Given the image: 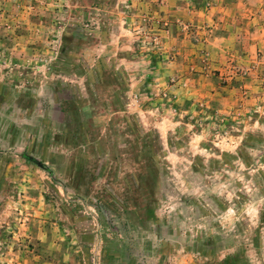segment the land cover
Instances as JSON below:
<instances>
[{"label":"rangeland","instance_id":"obj_1","mask_svg":"<svg viewBox=\"0 0 264 264\" xmlns=\"http://www.w3.org/2000/svg\"><path fill=\"white\" fill-rule=\"evenodd\" d=\"M0 264H264V0H0Z\"/></svg>","mask_w":264,"mask_h":264},{"label":"trees","instance_id":"obj_2","mask_svg":"<svg viewBox=\"0 0 264 264\" xmlns=\"http://www.w3.org/2000/svg\"><path fill=\"white\" fill-rule=\"evenodd\" d=\"M251 141V140H250ZM248 146V143H247V141L245 140L244 142H243V147H247ZM238 154H240V157L242 158V155H243V153H242V151L241 152H239L238 151V153H237V158H238ZM228 157V156H227ZM228 158H234V159H236L235 157H233V156H230V157H228ZM138 185H140V182H138Z\"/></svg>","mask_w":264,"mask_h":264}]
</instances>
